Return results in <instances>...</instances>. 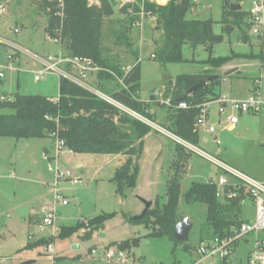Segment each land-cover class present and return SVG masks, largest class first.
Instances as JSON below:
<instances>
[{
	"label": "rangeland",
	"instance_id": "rangeland-1",
	"mask_svg": "<svg viewBox=\"0 0 264 264\" xmlns=\"http://www.w3.org/2000/svg\"><path fill=\"white\" fill-rule=\"evenodd\" d=\"M42 1L8 0L1 4L4 10L0 15V71L4 72L5 79L0 81V97L30 94L56 99L59 96L58 77L51 75L39 82L35 81V72L39 69V65L33 66L34 61L30 56L47 57L50 54L57 55L63 50L60 43L56 44L53 40H49L46 34L48 16L45 11L38 9V4ZM98 1L92 0L97 3ZM225 5V0H199L195 8L197 14L188 16L189 19L213 20L215 35L223 38V42L214 47L213 57L240 54L251 55L252 58L255 57L254 55H261V58L232 61L230 64L239 69L236 83L222 84L219 91L222 93V98L224 96L233 98L246 97L260 88L264 97V33L263 38L262 36L256 38L250 30H246L250 38L246 43L240 38L245 29L233 28L227 31V27L233 26L222 23ZM120 7L118 4L115 5V14L104 20L102 27L103 57L110 67H120L123 72L129 66H134L140 58L142 59L140 93L142 101L149 102L152 95L158 96L160 100L169 101L171 94H167L166 91L168 88H173L167 85L170 81H174L180 75L198 74L210 68L204 63L210 57V53L204 47L192 49L186 45L183 48L186 62L182 64L163 66L153 59L151 55L155 54L157 48L162 45L163 39L160 32H155L156 30L150 27L153 25L152 22H147L150 29L146 32L143 49L141 53L139 49L138 58H136L137 54H134V51L140 45L137 32L132 30L130 33L134 40L132 48L124 43L122 36L123 33L127 34L128 28L134 29L133 22H137L141 17L132 8H129L127 13H121ZM243 9L251 10V3L248 0L243 1ZM133 17L137 19L132 21ZM261 39H263L262 42ZM4 42L12 43L20 48L21 52H16L17 54L13 55L11 61L9 55L15 51L6 46ZM217 70L213 69L211 72ZM92 81L94 84L97 82L95 76ZM93 83L90 82L95 86ZM219 107L217 104L212 105L211 115L212 122L217 121L218 123V120L221 122L217 124V132H222L221 144H216L214 150H206L204 147L206 151L201 149L230 167L264 182V115L244 114L242 116L231 110L229 106L225 115L218 118L220 116L217 112ZM152 111H156V124L165 128L171 126L169 119L174 112L170 110L169 105L160 104ZM233 113L239 117L242 116L240 117L241 122L236 131L229 132L226 128ZM171 139L165 136H150L146 140L139 162L140 174L136 189L126 192L125 197H122L116 192L115 185L106 181L114 171L112 165L100 169L96 175L97 167L106 160L107 155H81L94 157L93 159L85 158L86 163H94V167L87 164L77 185L69 181H61L55 188L57 158L56 153H53V141L0 137V258H2L0 264H15L16 258L25 257L22 255L24 253L22 250L28 244L30 233L34 234L35 238L49 235L42 238L44 240L55 238L54 245L38 248L39 251H35L37 254L40 251L49 250L47 251L49 257L43 258L39 264H63L61 261L53 263L52 257H76L77 254L72 251L71 247L73 243H80L79 236L84 235V232L81 230L71 238L62 239L57 237L59 229L63 226H76L79 222L87 224V219L103 213L115 214V217L105 225V229L113 231V234L108 240L101 241L99 233H96L95 239L81 243L82 249L78 255L83 256L86 261L83 264H121L107 263L102 260L93 261L90 253L93 249H98L102 253L108 247L103 246V243L110 240L121 242L135 238H140L141 243L139 247L127 251L129 253L127 264L218 263L216 259H205L202 253L203 249L212 244V241L208 240L203 233L207 206L202 203L187 204L184 198L193 183L203 182L209 176L216 180V175L221 173L218 167L205 159L194 158L181 181V197L177 215L179 220L188 218L193 224L190 240L187 243L189 250H185V246L177 245L167 237H149L150 230L145 225L131 222V219L136 217L135 212L143 208L140 213L142 214L146 207H143L145 204L142 199L138 198V194H149L157 198L161 205L167 201V182L174 174L177 162V160L173 161L177 144ZM54 144L56 145L57 142ZM71 157L70 161L72 160L75 164L74 160L77 161V158ZM127 160L128 158L124 157V161ZM183 162L187 163L188 159ZM59 168L63 171H70L65 165H60ZM70 172L75 177L76 173ZM229 181L236 180L229 177ZM56 190L69 199L68 205L56 202ZM42 207L56 208L58 221L55 236L51 234V228L42 230L39 226L30 227L25 219L30 212H38ZM252 216V205L248 204L244 208L243 217L246 219ZM124 224L127 226L125 227ZM260 237L264 239V233ZM36 241L38 240H32V242ZM251 248L252 242L242 243L234 260L238 261L237 258L246 257Z\"/></svg>",
	"mask_w": 264,
	"mask_h": 264
},
{
	"label": "trees",
	"instance_id": "trees-1",
	"mask_svg": "<svg viewBox=\"0 0 264 264\" xmlns=\"http://www.w3.org/2000/svg\"><path fill=\"white\" fill-rule=\"evenodd\" d=\"M8 0H0V5ZM63 6L55 1L43 0L38 9L46 12L48 25L46 34L51 40H59L64 53L70 58L92 59L103 70L97 74L94 84L99 91L110 97L119 106L105 101L86 89L75 85L67 79L59 80V97L57 100L46 96L16 94L11 101H0V137L16 140L50 139L53 143L64 142V147L77 155H123L128 160L116 170L111 183L116 192L125 197L126 192L134 190L140 174V159L144 152V139L153 132V128L133 117L124 109L134 112L143 118L156 123V115L152 113L156 105V95H152L149 102L141 100V62L125 76L120 67H110L103 57L102 27L104 20L115 14V0H62ZM244 0H229V4H239ZM142 0H139L141 3ZM145 19L156 18V29L163 33L162 45L156 50L155 60L163 66L182 64L186 60L183 48L187 45L192 49L204 47L209 53V59L204 62L211 69H220L235 59L256 60L261 55L233 54L229 57H213V50L217 44L223 42L221 36L214 33L213 20H191L189 14L196 8L194 0H169L165 6L146 1ZM132 8L135 13L141 11L139 5L120 7L121 13H127ZM137 18H132L135 21ZM140 21L133 22V26ZM222 23L233 28H242L241 40L246 43L250 38L246 30L251 31L249 13L241 10L234 11L230 5H225ZM133 27V28H134ZM132 27L123 33L122 39L129 48L134 46L130 36ZM129 33V34H128ZM139 50L134 54L138 58ZM11 56V55H9ZM10 60V58H9ZM11 61V60H10ZM211 76V71L198 74L178 76L167 85L166 93L169 98L170 110L173 116L169 119L171 126L167 128L173 135L193 146L199 144V132L196 127L201 115V108L221 99L216 87L221 79L212 81L205 87L187 96L186 101L180 100L202 81ZM123 79L124 84L120 83ZM167 96V95H166ZM181 103L188 105L187 109L179 108ZM165 128V127H164ZM166 129V128H165ZM186 149L177 144V162L174 174L167 182V201L161 205L156 201L147 215L134 224L145 225L149 230V237L170 238L175 244L185 246L174 238L175 226L178 219V206L181 197L182 165L187 156ZM236 197H229L230 194ZM187 204L202 203L207 206L206 224L203 233L212 242L216 238L228 237L235 227L240 226L243 218V202L249 198L245 191L227 187L219 196L218 185L213 182H195L184 195ZM115 214L103 213L100 216L79 222L76 226H63L57 237L68 239L79 231L85 230L81 237L83 242L93 240L96 233L105 230L107 222ZM55 238L29 242L22 251H33L42 247H49ZM140 238L121 242H111L108 248L128 251L139 247ZM1 262V258H0Z\"/></svg>",
	"mask_w": 264,
	"mask_h": 264
},
{
	"label": "built area",
	"instance_id": "built-area-1",
	"mask_svg": "<svg viewBox=\"0 0 264 264\" xmlns=\"http://www.w3.org/2000/svg\"><path fill=\"white\" fill-rule=\"evenodd\" d=\"M56 1L58 5L63 6L62 0H50ZM150 0H142L139 3V0H115V2L122 6L132 7L134 5H139L141 11L136 13L140 15L141 19L136 24L142 26L145 20V2ZM199 0H194V3H197ZM251 10H249V22L251 24V32L254 37H261L264 31V0H251ZM4 7L0 5V15L2 14ZM51 40V39H49ZM56 44L60 43L59 40H53ZM6 46L10 47L15 52L9 56L10 60L13 59V55L17 54L16 52H21L20 48L17 45H14L9 42H4ZM33 61L39 65L40 69L35 73V81L39 82L45 79L47 76H56L60 80L61 78L67 79L70 82L74 83L77 86H80L87 91L93 93L97 97L108 101L114 105L119 106L114 102L110 97L98 90L96 86L90 84L93 83L94 76L97 79V74L103 69L100 68L92 59L87 58H70L64 51H60L57 55H48L47 57H40L37 55H30ZM154 59L155 56L153 55ZM142 59L140 58L137 63H140ZM136 63V64H137ZM135 64V65H136ZM134 65V66H135ZM134 66H129L124 70L125 76H127L134 68ZM5 77L4 72L0 71V79ZM121 84H124L123 79L119 80ZM94 84V83H93ZM0 101H11V98L0 97ZM221 104H230L232 109L238 113L242 114H251V115H262L264 114V97L260 88L256 89L252 94H250L244 100H236L230 97H223L219 101ZM209 104L204 105L201 108V115L197 121V129L207 127L209 121ZM179 108L187 109L188 105L186 103H181ZM133 117L141 120L142 122L150 125L153 130L157 128L154 126V123L147 120L146 118L141 117L140 115L131 112L127 109H124ZM239 123V117L234 116L230 118V124L235 126ZM208 131L210 133L215 132L214 127H209ZM169 138L174 139L179 145L183 146L185 149H188L191 152L200 154L202 157L207 159L209 162L214 164L221 170V177L218 182L219 196H222L224 189L227 187H233L235 189L244 190L245 193L253 200L255 205V216L252 220H246L240 226L235 227L231 234L228 237L216 238L212 244L208 245L205 249L202 250V253L205 256V259L211 258L218 260V263L214 264H264V239L260 237L264 233V183L258 181L255 178L248 176L247 174L230 167L229 165L217 160L214 157H210L205 153L201 152L188 142L178 138L175 135L164 132ZM220 144L219 141H217ZM56 158L63 153H72L70 150L64 147L63 141H58L55 147ZM56 159V161H57ZM229 177H232L236 180L237 184L233 185L229 181ZM69 181L73 185H77L79 180L73 176L70 171H63L59 168V165L56 166V175H55V185L57 188L59 182ZM229 197L234 198L236 194H230ZM56 202H61L63 205H68L70 202L56 190ZM43 225L44 228H51L53 236L56 235L57 221L58 216L56 208L45 210L43 212ZM252 248L244 258H237L238 261H235L234 258L237 255L238 249L242 243H251ZM93 261H105L107 263H129V253L127 251H122L117 248H105L102 253L98 249H93L90 253Z\"/></svg>",
	"mask_w": 264,
	"mask_h": 264
},
{
	"label": "crops",
	"instance_id": "crops-1",
	"mask_svg": "<svg viewBox=\"0 0 264 264\" xmlns=\"http://www.w3.org/2000/svg\"><path fill=\"white\" fill-rule=\"evenodd\" d=\"M153 2V3H156V4H158V5H161V6H165V5H167L168 4V2H169V0H150V2ZM250 3H251V0H248ZM241 6H242V10H244L243 9V2L242 3H239ZM252 5V4H251ZM197 6V5H196ZM4 10V9H3ZM245 11V10H244ZM246 12H249L248 10H246ZM190 14H192L193 16H195L196 14H197V12H196V9H194ZM189 14V15H190ZM188 19H189V17H188ZM191 20H197V19H191ZM147 22H152L153 23V25H151L150 27H152L153 28V30H156L155 32H160L161 33V36H162V39H163V33L161 32V31H158L157 29H156V18H154V17H150V18H148V19H145L144 20V22H143V24H142V26L140 27V26H138V25H136L135 26V28L133 29V31H135V32H137V36H139V43H140V45H139V47H138V50L140 49V53H141V50L143 49V42H144V40H145V35H147L146 34V32L150 29V27L148 28V25H147ZM151 23V24H152ZM48 25V24H47ZM263 33H264V31H263ZM257 38V37H256ZM262 38H263V34H262ZM263 41V39H261V42ZM158 49V48H157ZM51 55V54H50ZM154 54H152L151 55V57L153 56ZM21 57V56H20ZM33 66H38L35 62L33 63ZM39 69H40V67H39ZM38 69V70H39ZM37 70V71H38ZM213 71V69H211V68H208V69H206L205 71ZM36 71V72H37ZM204 71V72H205ZM35 72V73H36ZM229 72H233L231 75H229L227 78H225V74L226 73H229ZM239 73V69L238 68H236L234 65H232V64H228V65H226V66H224V67H222V68H220V69H218L217 71H215V72H211V76L210 77H213V76H218V77H220V79L222 80L221 81V83H220V85H218L217 87H216V91L220 94V97L222 98V93L219 91V88L221 87V85L222 84H228L229 82H231V84L232 83H236V78H237V74ZM5 75V74H4ZM5 79V77L3 78V79H0V81H3ZM224 79H226V81L225 82H223V80ZM250 95V94H249ZM248 95V96H249ZM248 96H246V97H230V98H232V99H236V100H244V99H246ZM59 97V96H58ZM58 97L56 98V99H54V98H51V99H54V100H57L58 99ZM224 97H229V96H224ZM50 98V97H49ZM156 105L155 106H153V108L152 109H155V107H157L158 105H169V101H163V100H160L159 98H158V96H156ZM214 104H217V105H219L220 107L218 108V114L220 115L218 118H220L221 117V115H225V113H226V111L228 110V107L230 106V104H221V103H219L218 101H216V102H213V103H210L209 104V106H208V111H209V121H208V123H207V127H204V128H200V129H198V132H199V144H198V146H196V148L198 149V150H200L201 152H203V153H205L204 151H206L207 149H209V150H214L215 149V145L217 144V145H220L221 144V136H222V132H217L218 131V129H217V124L218 123H221L220 122V120H218V123H217V121H215V123L214 122H212L213 120H212V115H211V106L212 105H214ZM230 108H231V110H233L232 109V107L230 106ZM217 109V108H216ZM234 111V110H233ZM152 113L153 114H155L156 115V111L155 112H153L152 111ZM242 116L244 115V114H242V113H240ZM264 115V114H263ZM234 116H238L237 114H235V113H233L232 115H231V117H234ZM242 116H240V117H242ZM230 117V118H231ZM239 117V116H238ZM239 117V123L237 124V125H235V126H233V125H231L230 124V121H228V126H227V128H226V130L227 131H229V132H234V131H236L237 130V128H238V126L240 125V122H241V118ZM154 126L155 127H157V128H154V130H153V132L152 133H150L149 135H147L146 137H145V139H144V147H145V142H146V140L150 137V136H155V137H158V136H165V137H167V138H169L164 132H166V133H170L171 135H172V133L170 132V131H168L167 130V128L165 129L164 128V126H161V125H158V124H156V123H154ZM209 127H214L215 128V132L214 133H210L209 131H208V128ZM170 139V138H169ZM172 140V139H171ZM52 141V140H51ZM217 141H219L220 142V144H218L217 143ZM173 142H175V144H178L174 139H173ZM52 144H53V153H56V151H55V144L52 142ZM177 146V145H176ZM206 149H204V148ZM176 148V147H175ZM204 149V151L202 150V149ZM186 154L188 155L189 153L190 154H192L191 156H187L188 157V162L187 163H184L183 165H182V169L184 170V173L185 172H187V170L189 169V167H190V165H191V163L194 161V158H200V159H205L204 157H202L200 154H198V153H195V152H191V151H189L188 149H186ZM208 152V151H207ZM46 154H49V152H46ZM206 154V153H205ZM208 154H209V152H208ZM208 154H206V155H208ZM63 157H62V156ZM60 156H59V158H58V160L56 161V166L57 165H65L66 167H68V169L70 170V171H74L76 174H75V177L77 178V179H80L81 178V176L83 175V170L87 167V164L90 166V167H94L93 165H94V163H91L90 162V164L89 163H86V159H88V158H90V159H93L94 157H83V156H81V155H77V154H74V153H63V154H61ZM71 156H74V158H77V161H75L74 160V162H76L75 164L74 163H72V160L70 161V158H72ZM76 156V157H75ZM85 156H87V155H85ZM108 157L106 158V160L99 166V167H97V173H96V175L98 174V171L100 170V169H103V168H105L106 166H109L110 167V165H112V168L114 169V171L112 172V174H111V176H108V179L106 180V181H109L110 183H111V179L113 178V176H114V174H115V172H116V170L118 169V168H120L124 163H125V161H124V157H126V156H123V155H107ZM208 156H210V157H213V156H211V155H208ZM173 157H174V160L173 161H175V160H177V148H176V152H175V154L173 155ZM61 158V159H60ZM86 158V159H85ZM55 159V158H54ZM59 159H60V161H59ZM207 162H209L207 159H205ZM97 163V162H96ZM211 163V162H210ZM88 166V167H89ZM221 175H222V173H220V174H217L216 175V180H215V178H213V177H210L209 176V178L207 179V180H205V181H203V182H213V183H216V184H218V182H219V179H220V177H221ZM262 182V181H261ZM264 183V182H263ZM113 184V183H112ZM231 184H233V185H235V184H237V182L236 181H231ZM136 189V188H135ZM139 196H138V198L139 199H142L143 201H147V202H152V206L154 205V203L157 201V198H154L153 196H151V195H149V194H138ZM66 199L69 201V199L66 197ZM70 202V201H69ZM143 204H145V203H143ZM252 205V209H253V216L252 217H254L255 216V205H254V202H253V200L252 199H250V198H247L244 202H243V211H244V208L247 206V205ZM143 207H145V205H143ZM51 209V208H50ZM142 209L143 208H139L137 211H139V212H135V214H134V216H139V215H141L140 213H141V211H142ZM45 210H49V209H47V208H45V207H42L41 208V210L40 211H38V212H34V211H32V212H30L29 214H28V217L26 216L25 217V219L27 220V222H28V224H29V226L30 227H33V226H39L40 228L42 227V225H43V217H44V215H43V212L45 211ZM252 217H249V218H244V220H250ZM81 220H84V219H81ZM80 220V221H81ZM252 220V219H251ZM125 225V227L127 226L126 224H124ZM51 232V234H52V230L50 231ZM82 232H84L85 233V230H83ZM113 231H110V230H108L107 228L103 231V233H105L106 234V237L105 238H102L101 237V241H105V240H108V238L109 237H111V235L113 234L112 233ZM49 236V235H48ZM47 235L46 236H42L41 238H35V235L34 234H32V233H30L29 234V240H28V243L29 242H32V240H39V239H42V238H44V237H48ZM83 235H80L79 236V239H80V243H73V245H72V247H71V249H72V251L75 253V254H77V256L76 257H71V256H63V257H52V262L53 263H55V262H59V261H61L63 264H83L84 262H86L84 259H83V256H81V255H78V253L81 251V249H82V246H81V243H83V241H82V239H81V237H82ZM93 239H95V236H94V238ZM111 242H114V241H112V240H110L109 242H106L105 244L103 243V246H105V247H107L108 245H109V243H111ZM52 245H54V244H52ZM80 246L81 247V249L80 250H75L74 249V247H76V246ZM24 248V247H23ZM22 248V249H23ZM40 250H43V249H40ZM35 251H39L38 249H36V250H34V251H32V252H29V251H24V253L22 254V255H25V257H21V258H16L15 259V264H21V263H23V262H25V261H30V260H35L36 261V263L35 264H39L41 261H42V259L43 258H45V257H49V256H47V251H49V250H47V251H40L39 253H35ZM49 253V252H48ZM1 262H2V258H1ZM0 262V263H1Z\"/></svg>",
	"mask_w": 264,
	"mask_h": 264
},
{
	"label": "water",
	"instance_id": "water-1",
	"mask_svg": "<svg viewBox=\"0 0 264 264\" xmlns=\"http://www.w3.org/2000/svg\"><path fill=\"white\" fill-rule=\"evenodd\" d=\"M225 4L226 5H230V7L234 10V11H241L242 10V6L240 4H229V0H225ZM229 30H233V27H227V31ZM233 72H229L225 74V78H227L229 75H231ZM220 77L218 76H213V77H209L207 80L202 81L199 85L193 87L186 96H184L180 102H184L187 99L188 95H191L193 92L205 87L206 85H208L209 83H211L212 81H215L217 83V81H219ZM226 79L223 80V82H225ZM145 203V210L144 212L139 215L136 216L134 218H132L131 220L137 222L142 220L147 213L149 212L150 208L152 207V202H147V201H143ZM193 229V224L191 223L190 219L186 218V219H181L177 222L176 226H175V231H174V238L180 242V243H188L190 240V233ZM99 236L102 238L106 237V234L101 232L99 233ZM75 250H80L81 247L78 245L76 247H74ZM36 261L35 260H30V261H25L21 264H35Z\"/></svg>",
	"mask_w": 264,
	"mask_h": 264
}]
</instances>
